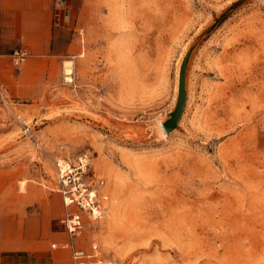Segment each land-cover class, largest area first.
Masks as SVG:
<instances>
[{"label": "rangeland", "instance_id": "rangeland-1", "mask_svg": "<svg viewBox=\"0 0 264 264\" xmlns=\"http://www.w3.org/2000/svg\"><path fill=\"white\" fill-rule=\"evenodd\" d=\"M59 1L50 88L0 95L9 218L50 215L68 234L55 162L87 155L109 200L83 248L117 264H264V0Z\"/></svg>", "mask_w": 264, "mask_h": 264}, {"label": "crops", "instance_id": "crops-1", "mask_svg": "<svg viewBox=\"0 0 264 264\" xmlns=\"http://www.w3.org/2000/svg\"><path fill=\"white\" fill-rule=\"evenodd\" d=\"M59 9L57 0H0V95L37 101L50 88L60 34L55 28L66 19ZM18 51L25 53L19 67ZM3 204L0 199V264H74L73 251L86 239L71 238L50 215L9 218Z\"/></svg>", "mask_w": 264, "mask_h": 264}, {"label": "built area", "instance_id": "built-area-1", "mask_svg": "<svg viewBox=\"0 0 264 264\" xmlns=\"http://www.w3.org/2000/svg\"><path fill=\"white\" fill-rule=\"evenodd\" d=\"M25 53L14 54L17 67L21 66ZM58 192L64 207L60 219L71 238L80 237L87 227L101 222L107 214L108 194L105 180L97 173L91 158L81 155L74 159L62 157L55 162ZM72 248V244H68ZM56 247V245H53ZM101 248L92 242L90 250L77 248L73 251L74 264H117L107 261Z\"/></svg>", "mask_w": 264, "mask_h": 264}, {"label": "water", "instance_id": "water-1", "mask_svg": "<svg viewBox=\"0 0 264 264\" xmlns=\"http://www.w3.org/2000/svg\"><path fill=\"white\" fill-rule=\"evenodd\" d=\"M191 57V51L185 57L183 64L181 66L180 71V79H179V92L177 104L174 112L170 114V119L165 123L166 133L172 132L174 129L178 127V122L183 116L186 102H187V92H186V69L188 62Z\"/></svg>", "mask_w": 264, "mask_h": 264}, {"label": "bare ground", "instance_id": "bare-ground-1", "mask_svg": "<svg viewBox=\"0 0 264 264\" xmlns=\"http://www.w3.org/2000/svg\"><path fill=\"white\" fill-rule=\"evenodd\" d=\"M73 73H74L73 66L66 63V67H65V76L66 77H65V79L67 82H69V83L73 82ZM157 127H158V131H159V134L161 135V137L165 138L167 136L165 124L161 121H158Z\"/></svg>", "mask_w": 264, "mask_h": 264}]
</instances>
